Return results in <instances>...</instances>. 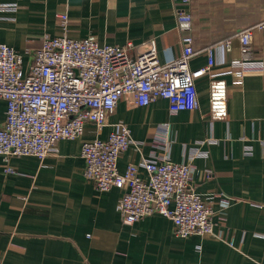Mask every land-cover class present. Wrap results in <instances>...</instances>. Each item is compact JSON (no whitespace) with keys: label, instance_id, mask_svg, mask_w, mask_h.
<instances>
[{"label":"crops","instance_id":"crops-1","mask_svg":"<svg viewBox=\"0 0 264 264\" xmlns=\"http://www.w3.org/2000/svg\"><path fill=\"white\" fill-rule=\"evenodd\" d=\"M9 4L16 11L1 8ZM180 9L193 17L194 48H212L220 74L243 58L235 34L264 18V0H0V43L29 62L45 36L128 47L133 59L154 42L165 63L183 51ZM60 14L69 18L65 28ZM228 40L230 50L219 47ZM249 58L262 62L263 70L241 79L223 75L228 84L224 121L210 117V80L203 76L196 82L197 110L173 115L167 99L139 107L126 97L109 117V126L98 130L86 124L81 138L60 141L54 155L12 157L15 173L5 172L0 156V264H264V29L254 31ZM207 65L204 53L190 64L192 70ZM6 113L7 103L0 99V129ZM119 122L142 143L122 155L121 174L153 152L175 163L190 161L194 148L208 152L193 160L192 184L213 208L218 238L180 237L174 223L159 214L133 225L123 222L117 204L124 191L99 192L85 177L81 156L85 141L107 139ZM164 124L169 131L160 136ZM211 137L218 143L201 145ZM158 141L165 149H156ZM140 176L149 179L144 169ZM223 198L231 200L226 208Z\"/></svg>","mask_w":264,"mask_h":264},{"label":"built area","instance_id":"built-area-1","mask_svg":"<svg viewBox=\"0 0 264 264\" xmlns=\"http://www.w3.org/2000/svg\"><path fill=\"white\" fill-rule=\"evenodd\" d=\"M189 1L184 0L185 3ZM1 8L16 11L17 6L9 4ZM58 19L62 28L70 22L67 14L58 15ZM177 19L184 32L183 51L178 58L165 63L161 62L154 42L133 59L128 47L101 46L93 38L75 40L66 36H45L29 62L13 47L0 43V99L7 103L5 124L0 129V156L5 162V172H16L9 164L12 157L31 156L43 160L56 154L60 141L81 138L88 123L95 124L98 130L109 126V117L126 97H131L139 107L160 98L167 99L173 115L197 110L200 102L196 82L203 76L210 80L212 121L226 120L228 84L223 75L232 74L241 79L248 72L263 70L262 62L249 56L253 33L264 29V18L235 34L234 38L240 40L243 58L233 61L224 74L215 71L217 62L212 48H194L190 12L180 9ZM231 44L228 40L219 47L230 50ZM201 53L207 55L208 65L192 70L191 61ZM112 126L113 131L107 139L85 141L81 156L86 164L84 175L99 192L112 188L124 191L117 204L123 222L133 225L159 214L174 223L175 233L180 237L218 238L213 208L192 184V162L208 156V152L194 148L190 161L182 163L153 152L140 164H129L121 174L118 162L122 155L131 145L142 143L133 139L126 124L119 122ZM168 131L166 124L159 128L160 136ZM200 143L214 145L218 140L211 137ZM155 147L164 148L159 141ZM141 169L147 172L148 180L140 176ZM223 199L222 206L226 208L231 200Z\"/></svg>","mask_w":264,"mask_h":264}]
</instances>
